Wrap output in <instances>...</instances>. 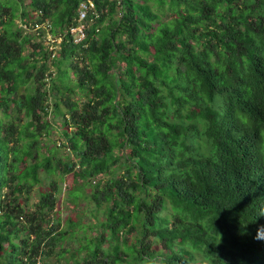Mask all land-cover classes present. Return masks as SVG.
<instances>
[{"label":"trees","instance_id":"1","mask_svg":"<svg viewBox=\"0 0 264 264\" xmlns=\"http://www.w3.org/2000/svg\"><path fill=\"white\" fill-rule=\"evenodd\" d=\"M64 260L264 264V0H0V264Z\"/></svg>","mask_w":264,"mask_h":264},{"label":"rangeland","instance_id":"2","mask_svg":"<svg viewBox=\"0 0 264 264\" xmlns=\"http://www.w3.org/2000/svg\"><path fill=\"white\" fill-rule=\"evenodd\" d=\"M40 39L42 40L43 44L46 46H51L53 45L52 43L56 41L57 45H55V47L53 46V48L55 49V52H57L60 49L59 44H61V41L59 39L54 40V38L50 36L49 32H45L44 38H40ZM50 50H52V48H50ZM53 71L56 72V69H54ZM74 81L75 80L72 77L71 79L72 86H74L73 84ZM77 98L79 97H76V99ZM58 134H59V129L53 128L51 139L56 142V140L59 139ZM68 153L69 152L67 150L65 153H62V154L64 156H68ZM119 174H120V171H117L116 176H118ZM72 176L73 175H69L68 177H66L65 181L59 182L60 192L57 194L58 202H57V207H56V215H54V223L57 227V231L62 232V233H66L67 231L69 233L66 235V239L63 244V247L65 249H68V251H70V253H68V255L66 256H71V253H74L75 251L78 250L79 244H80L79 243L80 238L85 235V232L88 233L90 231V226H92L93 223H95V219H96V218L94 219L93 217L94 215L92 214V210L94 207L93 204H90L88 200L87 201L85 200L86 198L90 197L91 193L94 190H96L92 186V184L93 185L95 184L94 181L92 182L91 185L89 183L87 186H85L84 190H81L80 189L81 183H74ZM106 178H109V177H103V178L100 177V180H104ZM95 181L97 182L98 180H95ZM46 189L47 187L45 186L44 190L46 191ZM77 189H79V191H77V194L80 196V198H74V196H72L73 191L76 192ZM37 191L38 190H36L32 194L31 199H30V204L31 203L34 204L37 202L38 200ZM76 223L78 225L80 224L81 225L76 227ZM57 224H59V226H57ZM70 224L76 227L74 229L77 230V235L76 234L75 236L72 235L71 233L72 226H69ZM63 264H66L65 260L63 261Z\"/></svg>","mask_w":264,"mask_h":264},{"label":"built area","instance_id":"3","mask_svg":"<svg viewBox=\"0 0 264 264\" xmlns=\"http://www.w3.org/2000/svg\"><path fill=\"white\" fill-rule=\"evenodd\" d=\"M95 9H96V7H95V3L93 1L81 3L80 9H79V22L81 24L77 27L71 28V31H70L71 34H73V36L75 37L76 43H81L85 40L86 32H84L85 31L84 21L87 19L89 12H95ZM50 27H51L50 25L44 24V25H37L36 29L38 30L40 28H46L47 30H50ZM47 32H49V31H47ZM59 40L61 41L60 38H59Z\"/></svg>","mask_w":264,"mask_h":264}]
</instances>
